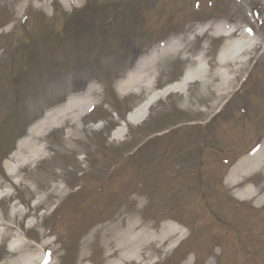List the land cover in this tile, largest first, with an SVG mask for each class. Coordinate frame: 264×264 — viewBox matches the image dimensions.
<instances>
[{"label": "rangeland", "instance_id": "1", "mask_svg": "<svg viewBox=\"0 0 264 264\" xmlns=\"http://www.w3.org/2000/svg\"><path fill=\"white\" fill-rule=\"evenodd\" d=\"M6 1L7 0L0 1V26L5 24L8 25L0 29V31L3 32L11 28L9 25L13 19L19 18L21 20L23 16H26L25 14L20 16V10L17 4H11ZM119 1L120 0H18V3H20L23 8L26 3H31L27 11H30V14L33 16L37 14L35 17L36 24H42L44 20H46L48 23L47 29H49V21L52 20L51 15L54 12H58L60 16L63 15V21L70 20L73 15L77 14L78 8L88 3V5L91 6L90 10H93L94 14L96 13L97 16L104 19L107 17L105 15H113L118 11L120 5V3L118 4ZM183 1L184 0H143L142 2L145 4L144 6L146 8L144 9L142 3L140 4L141 8L144 9L142 15L149 20H146V22L144 21L141 26L144 31L143 36H140L139 33H125L122 38L119 37V39L115 40L116 48H109V46H107L108 44L104 43L105 47L102 49L100 45L96 47L97 43L92 45L86 44L87 41H83V36L76 37V35H73L72 40L69 41L66 46H62L60 52L55 51V54L50 55L51 50L48 51V42H50V39L54 38L51 28L49 32L47 29L45 32H40L35 28L33 45L29 51L26 52L25 44L19 45L18 47L16 46V61L20 63V65L22 64V66L24 65L23 63L26 62L24 68H20L21 70L19 71L27 74V82H39L37 86H34L39 88V96H32L28 90L25 92V100H27V103L23 109L24 115L30 117L31 120H27V122L23 124V127L30 121V123L37 122L42 117L44 111L43 107L51 103L64 101V98H67L66 95L70 92L83 93L84 91L90 90L86 77L90 73L106 76L105 81L102 82L105 86L108 84V87H103V95L99 92L101 89H97V87L93 90V93L97 95V101L100 102L103 100L112 103L111 106L109 105L108 107L104 104L101 105L100 109L90 118L91 120L104 119L105 127L101 132L95 133L94 130L87 127L83 132L79 133L80 140L72 143L67 142L64 136V130H55L47 138V142L51 145L50 148L53 152L51 159L42 162L36 170H33L32 167L25 169V173L32 181V186L18 188L17 197L20 201L29 205L31 208L30 211L33 212L30 214H34L32 201L34 199H41L47 194V199L45 201L49 204L48 210L45 213V215L48 214L47 216L41 218L37 217V222L31 225V227H28L31 223L29 222L30 224L26 225L22 217H11L12 205L10 203L12 201L10 198L7 197L1 201L0 216L3 214L7 223L12 224L13 228L8 233V237L2 240L0 239V263L3 259L7 258V256L13 255L12 252H10V247L16 237H22L23 240L30 245H27V252L38 249L39 256L43 255L44 251L41 249L42 243L45 241H55L56 239L55 236H51L45 238L44 241L43 239L41 240V235L44 233L43 231L47 230L44 229L42 225L47 227L48 224H50L47 222L51 221V219H54L53 222L55 223L52 227V232H58L57 234L61 238L58 237V239L62 240V242H58V240L51 246L52 248L55 247L58 249V252L54 255V260H56L57 264H77L81 256V239L90 231V221L94 219L109 217L119 218L121 215H127L128 217L134 216L133 211L138 210L137 213H135L138 218L149 221L157 220L154 218H158L159 221L157 222L164 219H170L175 222L180 221V223L187 224L191 231L192 229L193 231H200L199 224L201 221L196 222V220H194L195 214L198 215L199 212H202L199 209L200 207L201 209L207 210L201 215L206 219L203 232L207 234V244L204 243L203 238H197L201 236V234L196 236V234L191 232L192 234L188 236L181 249L176 250L167 260H165L166 258H164V256L161 258L162 264H173V262H175L174 264H186V260L183 262L182 260L188 258L187 261L193 260V256L190 253L186 254L189 250H195L198 255L196 264H206L213 252L216 253L218 263L225 259V264H264V203L263 206L260 205L263 207L262 209L258 206L255 207L257 200L264 194V186H262L264 184V172H260V174L252 179L253 183L251 186H256V189H259V191L256 192V197L250 201L241 202V200L234 195L233 190L228 188L225 182L220 181L223 189H220L219 184L217 188L212 186V184H215L212 179H218L214 177V170H212L208 164L210 163V165L214 166L216 164V159L205 156L204 160L207 168L203 174H208V177L212 180L208 182L212 184L208 185L209 191L203 189L204 192L202 195L194 198L193 204L197 202V204L193 205V209L195 210L194 214L191 213L192 209L187 208L190 204V202L187 204L188 199H192L189 198L190 196L184 197L185 202L181 204L178 202L182 201L183 198L177 193H175L172 198H168L170 195L169 188L172 185L170 180L174 179L173 183L175 186L179 184L181 186L182 184H188L191 180V176L198 175L194 171L193 173H189V170H187L190 165V160H174L175 164L183 165L184 163V167L180 165L179 167L173 165L166 167V164H162L159 167V171L153 172L150 176V173L141 171L144 169L142 163L145 158L142 153L143 160L138 163V168H134L132 162L128 168L126 165L125 167L123 166L126 162L122 165L123 167L121 166L123 170L121 169L122 173L120 175H125L124 183L120 190V192H123V196H121V198L118 197V194L111 196L110 200L112 201V206L109 209H105V207L99 203L98 193L106 192L109 188V181L112 178H118V176L115 177L117 172L110 176V168L108 169L110 164L114 161L113 158L116 160L119 154H127L134 145H141L144 141L148 140V135L152 134L153 130L156 129L159 124L163 126L169 125L177 120H186L181 123L183 127L178 128L179 130L177 132L185 134L184 142H188L189 144L185 149L189 148L194 152V150L199 147V143L200 146L201 142L203 144L202 140H204L205 137H199L201 141H196L200 126L193 124L191 121H206L209 116L215 114L237 90L238 86H235L236 88L227 90L223 94L218 93V86H220V83L217 77L214 78V73L219 66L217 63V55L224 47L225 40L223 38L213 40L212 38L214 37L211 36L210 33H208L209 35L206 33L207 35L204 37L191 40V37L199 29L195 28L198 23L197 20L199 19H206L207 16H211L213 20H220L229 25L235 23L238 25L239 29L236 35L237 37L243 36L241 33L243 29L249 31V36L254 41V47L246 57L250 59V61L245 65L240 75L239 83L250 72L253 63L262 64L258 71L255 68L252 72L247 91L241 96V103L237 105L236 98L235 105L230 106L229 109H226L224 114H222V117L236 115L228 120L230 124H235V128L230 127L226 131L222 130L219 136L223 140L226 139L228 143H232L231 145H238L239 147V145L242 144V142L240 143V137L244 135V128L247 123L245 116L246 111L247 116L252 115L249 120L250 123L256 126L258 123H264V0H185L186 3L184 7L175 9L176 4ZM197 1L201 3H199V6L195 5ZM209 1H211V5L208 4ZM237 10L240 11V14H237ZM125 11L127 12L128 9H125ZM100 13H102L101 16ZM130 14L134 15L132 8L130 9ZM136 15H141V12ZM200 15L207 16L200 17ZM151 16H154V20H151ZM135 24L136 21L132 23L134 26ZM154 24L155 26L158 25L159 28L156 31H152ZM183 27L190 28V30L186 32L181 31ZM135 28L136 27H134V29ZM42 30H45V28H42ZM167 30H169L168 35L165 33ZM191 32L193 35H191ZM155 34H160L161 38L153 44L150 55L153 54V51L157 50L158 52L159 49L164 48L165 44L174 36L183 35L191 41L184 43L181 49L178 50V54L176 53L173 56L162 58L159 61L156 60L157 62H154L155 58L152 57V63L147 64L144 67V71L136 75L138 77L136 82H145L149 84L151 77L153 78L156 76L159 78V87H165L171 81L180 79L185 70H192L196 65L199 66V61L194 59V57L200 53L204 54L205 58L210 61L211 76H206V78L196 77L187 91L184 92L185 94L176 92L162 97L161 100L153 105L151 109L152 113L147 121L138 127H130L129 125L130 132L127 136L128 139L125 143L118 144L117 141L108 139L111 130L117 124L110 110L116 109L120 115L124 116L142 100L146 99L151 90L143 91L139 95L131 92L128 97H123L118 90L116 91L115 87V85H117L115 78L118 77V73L121 70L119 66H115L114 68L113 65L116 64L122 56L129 59V55L132 53L128 52H133L134 49L139 46L137 41H139L140 38L144 36L148 38L153 37ZM5 36V33L4 35H0V48L2 47L5 50L4 54L8 57L7 43L4 42L6 39L4 38ZM133 39H135L136 42H133ZM57 40L58 39H54L52 43H55ZM22 43L24 42L22 41ZM148 44L149 43L146 41L141 47ZM51 45L52 44H50V46ZM140 48H137L136 52L139 51ZM10 51L12 55V50L10 49ZM108 55L118 56V59L113 60ZM50 64L55 66L53 70H51L52 67ZM131 67L133 66L131 65ZM65 69H69L71 72L69 71L70 73H68ZM132 69H135V66ZM128 70L124 73L122 70V74L126 75ZM25 73H23V75H25ZM61 73L62 75H60ZM124 75L120 77H124ZM209 80L211 83L208 82ZM0 83L2 82L0 81ZM250 86L252 87L250 88ZM69 89L71 90L68 91ZM15 92L18 93L16 89ZM251 93H254V96L253 102L250 105L248 96ZM4 94L10 102L13 91L8 89L4 91ZM4 94L1 90L0 95L2 99L5 98ZM239 106H242L241 110ZM247 107L250 108L247 110ZM174 108L177 109V111L174 110ZM17 109L18 108H10L4 115L0 116V138H2L6 134L5 131L11 127L12 123L9 117L11 113ZM240 111L244 113L240 115ZM221 120L223 121V119ZM26 127L22 129L24 132L26 131ZM16 134L17 131L10 133L11 137ZM200 134H202L201 129ZM252 134L251 132L246 136ZM9 137V135L5 136V141H7ZM159 143L155 138H152L148 143L142 146L147 152L146 158L148 160H156L159 163L161 156L160 153H156L157 150H160ZM218 144H224V142L218 140ZM1 145L2 143H0V181L4 182V185L7 187L9 184L7 180L12 179L5 170V165L8 162L7 160H9V156L7 160H4V158L8 155V150L10 148L14 147L15 150L16 144L10 148H7V146L1 147ZM149 147L154 153L148 151ZM239 148H242V145ZM83 152L87 154V162H84L83 157L79 159V154L81 156ZM184 153L183 151L181 155ZM222 153H227V150ZM177 155L178 154H175L176 157H178ZM82 156H84V154ZM197 157L198 154L194 153V161L197 160ZM208 159L210 160L208 161ZM30 170H33L31 176ZM201 172L202 170L200 173ZM81 175L82 177H79ZM194 181L197 183L198 179L195 177ZM78 184L83 186L81 192L75 188ZM37 185L40 188H38ZM64 185L65 187L67 186V188L62 190L61 188H63ZM5 186H2V188ZM98 186L101 187V189L99 188V191H96ZM36 187L37 190H35ZM95 187L96 189L93 190ZM181 187H186V185ZM244 187L245 186H242V188ZM224 189L227 190L230 203L235 207L233 211L238 213L237 216L230 215L231 217H228L230 219L228 222L230 226L226 228L218 224V218L226 221L228 216V209L225 208L226 204L220 203L222 202L221 197H227V193ZM210 190H212V195H210ZM68 192L71 193L68 195ZM63 193L65 196H63L61 200L57 195L60 196V194L62 195ZM80 193L82 194L80 195ZM214 196H217V198L219 196L220 202L217 199L209 200V198ZM206 199H208L209 203L205 201ZM225 199L229 202L227 198ZM80 202L84 203L83 214H79L78 207ZM108 202L109 201L104 204H108ZM58 203L63 205L53 216L49 215L51 209ZM260 203H262L261 200ZM170 208H172L171 211L168 210ZM89 210L92 211L94 215L88 217L87 213ZM247 212L251 215L250 217ZM245 213H247V215ZM63 216H67L68 221L64 226L62 224ZM80 217H82V220ZM86 217L88 218L86 219ZM255 219L261 222H256ZM180 229H182L185 234H188L186 228L182 227ZM223 230L228 233V236L221 235L220 231ZM23 234L28 237H24ZM217 235L224 237V242L217 244L213 240ZM210 244L213 247L216 245L219 247L212 249ZM220 250L222 253H220ZM90 253H92V262L86 261L84 264H102L100 262H102L104 258L98 247L90 249ZM58 254H60L59 259L57 258Z\"/></svg>", "mask_w": 264, "mask_h": 264}, {"label": "bare ground", "instance_id": "2", "mask_svg": "<svg viewBox=\"0 0 264 264\" xmlns=\"http://www.w3.org/2000/svg\"><path fill=\"white\" fill-rule=\"evenodd\" d=\"M205 28H202L199 34H202ZM216 37L228 35L225 27L219 26L214 34ZM241 46L235 42L228 43L225 46L223 54L219 57L218 62L220 65H225L226 63H239V54ZM175 49H168L160 55V58L167 57L168 55H174ZM193 75V76H192ZM205 72L203 70L189 71L185 74L184 78L177 82L175 85L166 88V92L169 93L172 90H184L186 85L196 77L205 78ZM219 77V91H225L230 89L227 86L230 80L225 77V73L219 70L216 72ZM138 77L136 74L129 77L127 83H124L122 91L126 89H132L136 93H141L145 90V82H136ZM147 89L150 90L149 85ZM166 94L159 93L155 97L151 98L145 105L141 108H135L129 114L127 118L129 122L140 123L148 108L156 101L159 96H164ZM89 96L86 94L82 97L76 98L72 103L65 108L54 111L53 113L47 114L41 121L36 123L35 126L31 127L29 130L28 138L23 139L18 143L17 151L12 155V160L7 162L6 168L16 181H19V176L22 168L27 166L31 162H36L41 159L44 155L42 147L38 149L36 146L41 145L38 141L34 142L33 137H44L45 133L51 129L53 126L71 118L73 122H77L79 117H77V110L83 108L86 101H88ZM58 123H55L57 122ZM55 124V125H54ZM43 128V129H41ZM75 134L71 131L69 137ZM124 136V130L121 129L116 135L115 139H120ZM264 170V143L261 147L255 151L252 155L243 158L233 169L229 181L227 184L235 190V195L243 200L254 199L257 195L256 192L259 189L256 187L249 186L248 183L253 175L251 173H258ZM25 177V176H24ZM24 177L20 179V184L24 180ZM25 180H29L26 179ZM246 184L245 188L240 190L237 189ZM264 186V184H263ZM260 200L262 203H260ZM264 203V194L261 196L256 205L260 206ZM46 236V234H44ZM184 236V232L177 228L171 223H164L163 225L157 224L155 222H148L146 220L137 218V216H127L120 217V219L114 220H103L94 223L93 228L84 237L82 242V253L79 264H84L86 260H91V256L88 253L90 249L98 247L103 254L105 264H154L156 259L161 256L163 252H168L172 244H174L178 239ZM18 242L11 248L13 252V257L2 261L0 264H57L54 260V255L58 252L57 248H52L53 242H44L43 248L47 251L46 256H39L38 249L32 252L25 251L28 244L21 241L18 238ZM60 254L57 255L59 259ZM215 260L210 259L207 264H213Z\"/></svg>", "mask_w": 264, "mask_h": 264}, {"label": "snow or ice", "instance_id": "3", "mask_svg": "<svg viewBox=\"0 0 264 264\" xmlns=\"http://www.w3.org/2000/svg\"><path fill=\"white\" fill-rule=\"evenodd\" d=\"M45 264H47V262H45Z\"/></svg>", "mask_w": 264, "mask_h": 264}]
</instances>
